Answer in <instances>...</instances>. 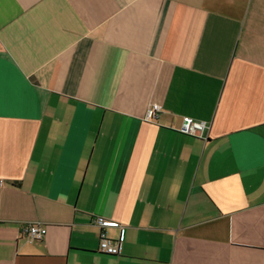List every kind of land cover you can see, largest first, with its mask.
<instances>
[{
    "label": "crops",
    "instance_id": "crops-1",
    "mask_svg": "<svg viewBox=\"0 0 264 264\" xmlns=\"http://www.w3.org/2000/svg\"><path fill=\"white\" fill-rule=\"evenodd\" d=\"M0 264H264V0H0Z\"/></svg>",
    "mask_w": 264,
    "mask_h": 264
},
{
    "label": "built area",
    "instance_id": "built-area-1",
    "mask_svg": "<svg viewBox=\"0 0 264 264\" xmlns=\"http://www.w3.org/2000/svg\"><path fill=\"white\" fill-rule=\"evenodd\" d=\"M161 111V105L154 103L146 111L144 120L154 121L158 118ZM206 124L203 121H195L191 117L184 116L181 121V125L178 131L199 138H203L206 132ZM93 224L101 227L116 225L113 221L104 220L101 217H94ZM46 233L45 226L39 222H31L26 226V236L29 241L41 240ZM98 251L108 255H119L120 246L119 244L110 239L104 230L100 232Z\"/></svg>",
    "mask_w": 264,
    "mask_h": 264
}]
</instances>
